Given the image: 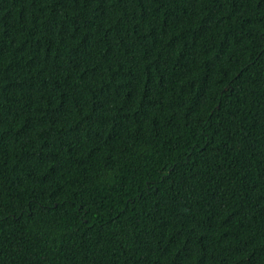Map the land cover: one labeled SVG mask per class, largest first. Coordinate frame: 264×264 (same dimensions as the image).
Segmentation results:
<instances>
[{"label": "trees", "instance_id": "1", "mask_svg": "<svg viewBox=\"0 0 264 264\" xmlns=\"http://www.w3.org/2000/svg\"><path fill=\"white\" fill-rule=\"evenodd\" d=\"M0 264H264V0H0Z\"/></svg>", "mask_w": 264, "mask_h": 264}]
</instances>
